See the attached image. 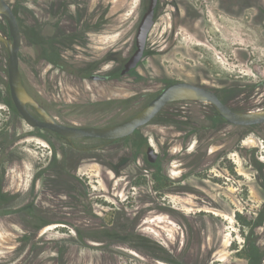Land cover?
I'll return each instance as SVG.
<instances>
[{"label": "rangeland", "instance_id": "obj_1", "mask_svg": "<svg viewBox=\"0 0 264 264\" xmlns=\"http://www.w3.org/2000/svg\"><path fill=\"white\" fill-rule=\"evenodd\" d=\"M7 1L21 24L25 85L60 123L112 125L176 82L217 91L237 111L264 110V0H160L146 56L124 76L150 0H105L115 33L94 37L76 59L65 54L63 72L33 67L30 0ZM0 28L8 35L3 18ZM7 59L0 44V257L16 258L7 264H264V125L216 124L211 105L179 102L130 138L79 153L12 110ZM133 97L112 110L101 104ZM150 146L156 164L147 160ZM212 235L222 238L215 255Z\"/></svg>", "mask_w": 264, "mask_h": 264}, {"label": "water", "instance_id": "obj_2", "mask_svg": "<svg viewBox=\"0 0 264 264\" xmlns=\"http://www.w3.org/2000/svg\"><path fill=\"white\" fill-rule=\"evenodd\" d=\"M157 5L158 0H150L149 7L144 13L138 27L136 35L137 49L124 65L121 71L122 76L136 69L144 57L148 37L155 24ZM0 18L5 20L9 31L8 35H6L0 28V44L4 46L8 55V83L10 95L17 112L28 126L52 132L69 142L72 146H74V140L98 139L105 141L106 144L94 149H102L108 144L132 136L136 131L156 119L167 106L179 102H207L222 119L232 126L253 127L264 125V110L259 112L234 110L225 104L212 89L190 82H176L166 86L141 111L114 125L79 127L60 123L44 106L38 103L26 88L20 59L23 42L22 32L18 18L7 0H0ZM90 79L100 80L101 77L92 76ZM33 111L38 116H35ZM147 155L149 161L152 163L158 157V154L152 147L148 148Z\"/></svg>", "mask_w": 264, "mask_h": 264}, {"label": "flooded vegetation", "instance_id": "obj_3", "mask_svg": "<svg viewBox=\"0 0 264 264\" xmlns=\"http://www.w3.org/2000/svg\"><path fill=\"white\" fill-rule=\"evenodd\" d=\"M159 2L160 0H158V4ZM29 5L30 44L31 47L39 53L38 57L34 58V62L32 63L34 68H37L39 64L47 63L50 64L55 70H59L62 72L64 70H68L70 69V67H68L66 64L68 62H66V60L62 58L65 54H71L76 59L75 56L81 53L80 50L88 52L89 49L93 47L92 44L94 42V37L111 35L115 33L116 18L113 14L114 6L112 4H107L105 0H30ZM157 8L155 10V16L157 13ZM200 12L199 8L195 7L191 3L189 4V17H193V19L197 20L200 18ZM226 12L231 15H235L233 11L231 12L230 10H226ZM18 21L21 29L19 18ZM146 50L144 53V57L146 56ZM114 53L115 50L109 51L110 55H114ZM66 59L68 58L66 57ZM76 61L78 62V60ZM108 62H112L110 58ZM72 63L76 64L74 60L72 61ZM82 63L84 62L82 61ZM59 66H61L63 70ZM78 68H80V66H78ZM92 76H99L101 77V79L92 80L90 79ZM85 78L90 81L106 82L107 80L111 79V75H96L87 73V76ZM214 92L219 96V93L217 91ZM9 106L16 114L19 115L13 101L9 103ZM78 140H74V146H72L66 140L65 141L69 146H71V148L79 153L98 152L119 142L117 141L115 143L106 145L102 149L95 150L94 148L104 145L106 144V142L98 139H92L96 141V144L90 147H84L78 146ZM147 160L148 162H150L148 155ZM158 160L159 155L156 158L155 162L150 163L156 164ZM83 202L84 200H81V202H78V204ZM104 205H106V203H104ZM209 237L208 242L210 240ZM211 241L212 246H210V254L215 255L217 252H219L221 248L220 246H222V238H219V236L215 238L212 235ZM236 251L237 258L243 255V248L241 250L237 249ZM14 255L0 257V263L7 264L11 261H14L16 259L13 258ZM220 261L221 260L218 258L211 260V262L213 263H218Z\"/></svg>", "mask_w": 264, "mask_h": 264}, {"label": "trees", "instance_id": "obj_4", "mask_svg": "<svg viewBox=\"0 0 264 264\" xmlns=\"http://www.w3.org/2000/svg\"><path fill=\"white\" fill-rule=\"evenodd\" d=\"M14 10V9H13ZM14 12H15V14H16V16L18 17V14H17V12L14 10ZM19 18V17H18ZM20 59H21V54H20ZM60 68H62L61 66H59ZM62 70H63V68H62ZM69 72H70V74H73V72L71 71V70H69ZM75 74V73H74ZM87 76V74H83L82 75V77L83 78H85ZM24 79V78H23ZM24 83H25V81H24ZM170 84H172V83H170ZM170 84H167V86L168 85H170ZM27 88V87H26ZM154 99V98H153ZM134 100H136V97H133V98H129V99H126V100H110V101H106V102H103V103H101L102 105H104L105 106V110H112V109H114V108H116V107H118V106H120L121 104H126V103H129V102H132V101H134ZM152 100V99H151ZM150 100V101H151ZM150 101H148V103L150 102ZM148 103H147V105H148ZM101 104H96V105H101ZM176 103H173V104H170V105H175ZM146 105V106H147ZM169 105V106H170ZM169 106H167V107H169ZM166 107V108H167ZM165 108V109H166ZM136 113H138V112H136ZM136 113H133V114H131V115H129L128 117H126L124 120H126V119H128L129 117H131V116H133V115H135ZM163 113V112H162ZM33 114L35 115V116H38L34 111H33ZM124 120H122V121H124ZM122 121H120V122H122ZM212 121L214 122V123H216V124H218V123H227L224 119H222L216 112H215V115L212 117ZM120 122H117V123H120ZM117 123H114V124H117ZM114 124H112V125H114ZM235 127H239V126H235ZM48 134H50V135H52V136H54V137H56V138H58V139H60V140H63L64 141V139H62V138H60V137H58L57 135H55V134H53L52 132H49V131H47V130H45ZM233 171V170H232ZM235 219L238 221V222H240L241 224H242V226H246V225H248V223L249 222H247V220L245 219V217L244 216H242L241 214H236L235 215ZM259 249L260 248H258L257 246H256V244L254 243L253 245H252V247L250 248V250H248V256H250V258H251V260H253L255 257V255L257 256L258 254H259Z\"/></svg>", "mask_w": 264, "mask_h": 264}, {"label": "bare ground", "instance_id": "obj_5", "mask_svg": "<svg viewBox=\"0 0 264 264\" xmlns=\"http://www.w3.org/2000/svg\"><path fill=\"white\" fill-rule=\"evenodd\" d=\"M204 104H209V103H207V102H204Z\"/></svg>", "mask_w": 264, "mask_h": 264}]
</instances>
